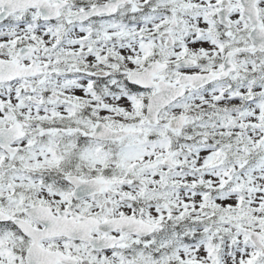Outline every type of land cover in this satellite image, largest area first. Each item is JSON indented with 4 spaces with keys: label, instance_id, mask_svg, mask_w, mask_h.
Listing matches in <instances>:
<instances>
[{
    "label": "snow or ice",
    "instance_id": "obj_1",
    "mask_svg": "<svg viewBox=\"0 0 264 264\" xmlns=\"http://www.w3.org/2000/svg\"><path fill=\"white\" fill-rule=\"evenodd\" d=\"M0 264H264V0H0Z\"/></svg>",
    "mask_w": 264,
    "mask_h": 264
}]
</instances>
